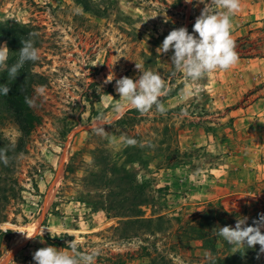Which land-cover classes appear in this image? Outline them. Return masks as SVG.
<instances>
[{"label": "rangeland", "instance_id": "374dc122", "mask_svg": "<svg viewBox=\"0 0 264 264\" xmlns=\"http://www.w3.org/2000/svg\"><path fill=\"white\" fill-rule=\"evenodd\" d=\"M239 3L238 61L192 82L175 71L172 50L156 49L174 28L192 32L205 6L198 0H0V21L38 33L34 70L46 79L29 136L7 112L0 119L9 152L0 162V264H35L47 246L96 249L94 264H228L231 256L264 264L259 245L234 252L214 234L264 213V0ZM0 52L8 58L4 38ZM136 62L165 81V113L113 112L126 103L116 80L138 76ZM101 114L111 122L98 132Z\"/></svg>", "mask_w": 264, "mask_h": 264}, {"label": "clouds", "instance_id": "9594fccd", "mask_svg": "<svg viewBox=\"0 0 264 264\" xmlns=\"http://www.w3.org/2000/svg\"><path fill=\"white\" fill-rule=\"evenodd\" d=\"M191 3L192 0H185ZM205 6L200 15L196 18L192 32L186 26L171 30L162 43L156 49L158 53H168L172 50L171 63L176 72L182 74L192 82H198L214 70H228L237 61L238 55L235 51V44L231 38L232 21L231 17L240 10L239 0H198ZM221 9L223 11H221ZM38 33H29L28 39H21V47L16 62L6 68L9 83L0 84V95L6 96L10 91V83L17 79L21 69L27 62H36L40 59L39 51L35 47L32 37ZM7 57L0 52V71L5 70L4 65ZM136 69L139 75L135 78L124 76L116 80V92L123 102L113 106V112L119 116L123 109H135L141 115L149 112L153 106L163 114L165 107L160 103V97L168 92L165 81L151 70H145L143 64L136 62ZM113 79L107 77L105 81ZM31 104V101L26 99ZM97 124L101 127L96 130L102 131L103 125L111 121L105 120L103 115L97 116ZM129 143H135L130 140ZM0 162L8 163L3 153H0ZM247 217L237 218L235 226H216L214 234L222 238L229 245L233 246L234 252L245 249H255L259 245L257 258L264 253V213L254 220L252 225L247 223ZM35 235H38L34 233ZM33 234V235H34ZM29 236L26 233L27 237ZM68 247L75 252L79 242L73 239ZM98 250L92 249L83 255H71L68 252L59 250L54 246L42 247L33 253L35 264H94V258Z\"/></svg>", "mask_w": 264, "mask_h": 264}, {"label": "trees", "instance_id": "16d2710c", "mask_svg": "<svg viewBox=\"0 0 264 264\" xmlns=\"http://www.w3.org/2000/svg\"><path fill=\"white\" fill-rule=\"evenodd\" d=\"M86 10H90L89 4L85 5ZM34 27L27 24L11 23L10 21H0V38L7 41L9 48V55L3 66L5 70L0 71V84L9 83L7 79L6 68L14 64L18 58L19 48L21 47L20 40L28 39L29 33L35 32ZM36 33V32H35ZM35 41V47L40 44L38 35L32 37ZM36 62H27L21 69V73L17 79L10 83V91L6 96L0 95V119L4 117L7 112L13 120L17 123L20 132L24 136H29L36 125L40 122L39 115L36 114L32 106V100L36 93L38 86L46 84V79L43 75L34 70ZM31 101V104L26 102ZM5 108V109H3ZM131 111H136L132 109ZM23 146V144H22ZM21 147L16 151H20ZM0 152L8 153V148L3 139L0 138ZM240 256H231L226 259L228 264H239L237 258ZM231 260V261H230ZM149 264H172L164 257L160 260L152 259Z\"/></svg>", "mask_w": 264, "mask_h": 264}, {"label": "built area", "instance_id": "2783aa9c", "mask_svg": "<svg viewBox=\"0 0 264 264\" xmlns=\"http://www.w3.org/2000/svg\"><path fill=\"white\" fill-rule=\"evenodd\" d=\"M0 229H2L3 231H5V230H6V228H3V227H2V225H0Z\"/></svg>", "mask_w": 264, "mask_h": 264}]
</instances>
